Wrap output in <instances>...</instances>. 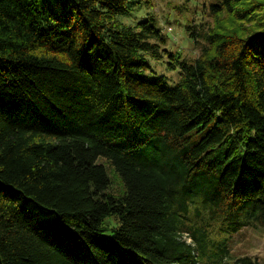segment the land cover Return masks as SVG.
Masks as SVG:
<instances>
[{
  "label": "trees",
  "instance_id": "obj_1",
  "mask_svg": "<svg viewBox=\"0 0 264 264\" xmlns=\"http://www.w3.org/2000/svg\"><path fill=\"white\" fill-rule=\"evenodd\" d=\"M128 1L0 0V264H264L226 236L264 229V0L196 57Z\"/></svg>",
  "mask_w": 264,
  "mask_h": 264
},
{
  "label": "rangeland",
  "instance_id": "obj_2",
  "mask_svg": "<svg viewBox=\"0 0 264 264\" xmlns=\"http://www.w3.org/2000/svg\"><path fill=\"white\" fill-rule=\"evenodd\" d=\"M210 2L209 0H129L127 11L117 15L116 18L127 25L148 20L165 36L166 44L162 47H167L169 52L174 54L185 53L187 57H196L203 45L200 41L202 39L200 33L215 24L209 10ZM219 20L226 29L235 31L243 23L241 20L234 19L233 15L228 16L225 13H221ZM247 24L249 25L250 22ZM191 33H198V35L193 36ZM164 56H167V53H164ZM150 64L158 69L157 72L160 71L168 78L176 79L175 71H167L160 67L159 61L151 60ZM99 161L106 165L104 158L101 157ZM106 171L111 182L110 190L119 194L122 189L119 176L109 166L106 167ZM226 236L231 259L244 255L256 260L264 259V229L247 226Z\"/></svg>",
  "mask_w": 264,
  "mask_h": 264
}]
</instances>
